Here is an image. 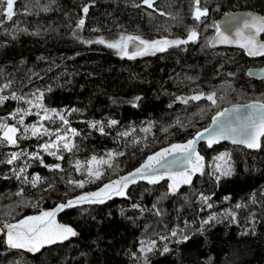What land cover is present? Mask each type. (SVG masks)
I'll return each instance as SVG.
<instances>
[{
  "label": "trees",
  "instance_id": "1",
  "mask_svg": "<svg viewBox=\"0 0 264 264\" xmlns=\"http://www.w3.org/2000/svg\"><path fill=\"white\" fill-rule=\"evenodd\" d=\"M85 4L90 5L86 16L81 11ZM204 6L209 15L202 18L203 23L192 19V0H156L158 10L142 0H16L13 20L0 17L4 21L0 88L9 85L0 95L15 93L31 99L32 93L44 92V106L69 121L66 126L53 116L43 121L44 127L61 133L71 127L79 133L73 138L72 152L58 153L63 160L41 151L47 136L18 133L16 146L0 143V229L128 175L148 156L184 144L209 128L218 111L264 102V81H255L247 73L251 67L263 66L264 57L250 59L242 50L209 45L216 33L213 23L240 10L264 16V0H202ZM81 18L85 23L78 28ZM191 27L200 34L197 42L155 55L128 59L107 47L121 35L185 39ZM101 38L105 44L94 42ZM212 92L216 105L203 97L188 103L177 99ZM17 108L28 105L12 99L0 105V122L16 124L6 118ZM31 111L18 127L38 123L35 113L40 110ZM109 120L118 123L108 127ZM97 121L104 122L106 134L90 127V122ZM124 132L129 135H121ZM21 151H40L43 164L23 155L7 163L11 153ZM223 153H230V158L219 160ZM199 154L204 157L202 173L193 174L191 183L181 184L175 192L170 175L155 184L138 178L124 196H112L102 204L77 203L59 211L57 223L77 232L66 240L19 254L7 247V236L0 232V264H145V255L148 264H264V139L258 149L202 144ZM92 156L111 164H106L98 180L87 175ZM25 161L29 166L24 176L29 181L37 175L41 178L36 187L22 182L23 176L17 179L13 171L24 167ZM76 161L84 165L79 171ZM56 164L62 170H54ZM217 165L221 170L230 168L232 175L217 181ZM77 181H85L84 187H77L73 183ZM21 189L23 194L16 195ZM212 216L216 220L202 223ZM174 230L176 237L171 236ZM183 235L189 239L182 240ZM162 236L168 239L161 240ZM151 241L156 242L155 249L142 252L145 244L141 242Z\"/></svg>",
  "mask_w": 264,
  "mask_h": 264
},
{
  "label": "snow or ice",
  "instance_id": "2",
  "mask_svg": "<svg viewBox=\"0 0 264 264\" xmlns=\"http://www.w3.org/2000/svg\"><path fill=\"white\" fill-rule=\"evenodd\" d=\"M16 0H0V17L5 18L7 21H12L16 12L14 11V5ZM143 5L148 8L155 9L156 0H142ZM139 6V5H137ZM90 5L85 4L81 11L84 16L89 12ZM192 19L195 22L203 23L202 18H207L209 15V10L206 6L202 7V0H192ZM47 10V9H45ZM160 15H165L164 12H160ZM3 20H0V26L3 24ZM85 23L83 18L79 19L77 23L78 28H82ZM227 31L235 30V36L238 39H233L230 35L226 34V31H222L219 24L213 23L211 27L216 29V37L212 46L215 43L223 44H236L240 48L246 50L248 56H264V41H259L257 37L264 33V16L254 15L248 13L246 16H229L226 20ZM21 31H26V29H21ZM199 32L196 27H191L185 39H168L163 37L160 39L146 40L141 36L133 35H121L118 40L107 43V47L117 50L121 57H127L128 59H135L138 56L144 55H155L157 52L167 51L169 47H178L182 44H188L189 42H197L199 39ZM96 43L105 44L103 38ZM132 45V51H129V45ZM253 73H249L252 75ZM9 85L5 84L3 88H0L2 92ZM51 91V88L48 89ZM206 98L211 102L212 105L217 104L216 93L212 92L204 96V94L194 95L188 98L177 97V99L182 100L184 103H188V100H200L201 98ZM44 92L38 91L37 93H32V98L28 99L24 96H18L15 93L9 96L0 95V105L9 99L16 100L18 102H23L28 105V108H17L10 116L6 119L16 120V124H9L6 122H0V143L16 146L18 144V133L20 135L30 134L32 137H49V140L40 146L41 151L48 153L49 155L56 157L57 160H63L64 156L62 154L58 155L61 150L72 152L76 145L73 142V138L78 136L79 133L75 128L66 127L61 134L60 130L55 132L50 131L47 127H44L43 121L51 120L53 116H58L60 121L64 125H68L69 121L66 119L65 115L57 112L54 109H48L43 104ZM141 97H136L135 100L139 101ZM39 109L35 115L40 117L37 124H32L26 127H18L17 125H24V117L32 115V109ZM71 111H77L72 109ZM43 113V115H41ZM51 113V114H50ZM19 117V119H17ZM118 123L116 120H109L107 122L108 127L115 126ZM213 127L205 128L203 131H199L196 135L189 139L184 144H173L170 148H165L154 155L148 156L144 164H142L135 171L120 177L119 179L112 180L109 183L103 185L95 192H90L79 196L76 200H68L66 203L58 204L57 207L52 211H43L38 216L26 217L15 224L5 223L3 229H7V244L12 248H26L29 251H37L39 248L45 244H52L58 241L66 240L70 236H76L77 232L70 226L59 224L56 221V215L59 211H62L66 207H72L77 203H104L106 199H110L112 196H124L125 190L130 183H135L136 180L145 179L149 183H157L159 179H163V174L157 176L156 165L164 160L167 156L173 153H182L181 160H173L172 164L179 166L180 171L172 173L168 178L172 181L170 188L173 192L178 190L181 184H190L192 175L201 172L203 170V160L204 157L197 151V144L199 141L207 140L208 147H212L213 144L219 143L221 140H231L234 144H243L250 149H258L261 146V138H264V102L256 101L247 105H237L232 108H225L212 118ZM90 127L98 130L101 134L105 133V124L102 121L90 122ZM143 131H148V129H143ZM207 134V135H206ZM121 135L127 136L128 132H124ZM55 137V139H52ZM28 156L30 159L38 160L43 164V157L40 151L36 153H26V152H13L7 160L8 164H12L17 161L21 156ZM122 155V153L120 154ZM112 154H109L111 158ZM225 157L230 158V153L221 154L218 159L225 160ZM89 167L87 168V175L90 178L98 180L103 175L101 171V166L107 164L111 167L109 160H105L102 157L97 158L92 156L87 162ZM187 164V167L184 165ZM29 165L25 161L24 167H20L18 170L14 169L17 179H21L23 176L24 183H31L33 187H36L41 181V178L37 175L31 181L28 180L27 176H24L25 170ZM45 167H48L45 165ZM75 167L79 171L84 165L80 161H76ZM54 170H62L59 164L53 166ZM171 169L169 168V171ZM216 176L217 181L221 177H227L232 175L230 168H224L221 170V166L217 165ZM77 187L83 188L85 181L73 182ZM23 190L21 189L16 195H22ZM204 201H207L209 197H202ZM209 208L212 207L211 204L207 205ZM138 207V206H134ZM239 207V205H237ZM235 220L233 213H228ZM216 220L215 216L210 217L208 220H204L203 224H210L212 221ZM198 231H203V228L198 229ZM171 236H178L177 231H172ZM161 240H167V236L160 237ZM182 240L186 241L189 236L183 235ZM180 242V241H178ZM145 244V247L141 249L142 252L148 253L152 252L156 247V242H141ZM169 248L167 245L163 247V252L167 253ZM145 264H148L147 255H145Z\"/></svg>",
  "mask_w": 264,
  "mask_h": 264
},
{
  "label": "water",
  "instance_id": "3",
  "mask_svg": "<svg viewBox=\"0 0 264 264\" xmlns=\"http://www.w3.org/2000/svg\"><path fill=\"white\" fill-rule=\"evenodd\" d=\"M248 13H252L254 15H259V16H263L261 14H259L258 12H255V11H252V10H240V11H236V12H229V13H226L224 14L217 22V24L220 25V28L222 31H226V34L230 35L231 38L233 39H238L236 36H235V30H231V31H227V25H226V20L229 16H240V17H243V16H246ZM263 36H264V33L260 34L257 39L259 41H264L263 40ZM215 37H216V33L214 35V37L211 39L210 41V47L212 49H224V48H229V49H237V50H242L245 52L246 54V50L245 49H242L240 48L238 45L236 44H223V43H215V46H212L214 41H215ZM132 48L133 46L130 44L129 46V51L131 52L132 51ZM246 56L250 59H258V58H261V57H264V56H248L246 54ZM248 73V76L255 80V81H264V66L262 67H251L248 69L247 71ZM249 73H253L252 75H249ZM253 102H250V103H245V104H235V105H232V106H229L227 108H232L233 106H237V105H247V104H251ZM210 127H213L212 123L211 125L209 126ZM207 135V134H206ZM264 138H261V142L263 141ZM222 143H231L233 145H236V146H244L246 147L245 145L243 144H234L232 143L231 140H221L219 143H215L212 145V147L214 146H218ZM202 144H205L206 146L207 145V140H202V141H199L198 144H197V151L199 152V149L201 147ZM247 148V147H246ZM250 149V148H249ZM182 156L183 154L182 153H173L172 155H169L167 156L164 160H162L159 164H157L155 167H156V170H157V176L163 174V175H171L172 173H175V172H178L180 171V167L179 166H176V165H173L172 164V161L173 160H181L182 159ZM184 167H187V164L184 165ZM169 168L171 169L169 171Z\"/></svg>",
  "mask_w": 264,
  "mask_h": 264
},
{
  "label": "rangeland",
  "instance_id": "4",
  "mask_svg": "<svg viewBox=\"0 0 264 264\" xmlns=\"http://www.w3.org/2000/svg\"><path fill=\"white\" fill-rule=\"evenodd\" d=\"M51 114V113H50ZM52 129H55L54 127L52 128ZM52 132H55L56 130H51ZM61 134H63V133H61ZM103 159H105V158H103ZM106 160V159H105ZM105 166H106V164L105 165H102L101 166V171L104 173V171H105ZM2 229V228H1ZM3 234L6 236V232L5 231H3ZM6 245H7V247L10 249V250H13V251H15V252H18L19 254H23V251L24 250H28V249H26V248H23V249H20V248H12V247H10L8 244H7V242H6ZM45 245H47V244H45ZM42 247H44V245L43 246H41L39 249H41Z\"/></svg>",
  "mask_w": 264,
  "mask_h": 264
},
{
  "label": "flooded vegetation",
  "instance_id": "5",
  "mask_svg": "<svg viewBox=\"0 0 264 264\" xmlns=\"http://www.w3.org/2000/svg\"><path fill=\"white\" fill-rule=\"evenodd\" d=\"M264 40V39H263ZM264 66V65H263ZM262 67V66H261Z\"/></svg>",
  "mask_w": 264,
  "mask_h": 264
}]
</instances>
